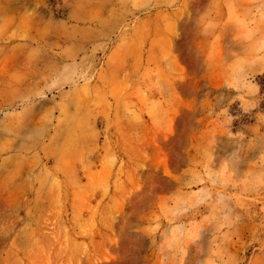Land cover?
I'll return each mask as SVG.
<instances>
[{
  "label": "rangeland",
  "instance_id": "374dc122",
  "mask_svg": "<svg viewBox=\"0 0 264 264\" xmlns=\"http://www.w3.org/2000/svg\"><path fill=\"white\" fill-rule=\"evenodd\" d=\"M0 264H264V0H0Z\"/></svg>",
  "mask_w": 264,
  "mask_h": 264
}]
</instances>
